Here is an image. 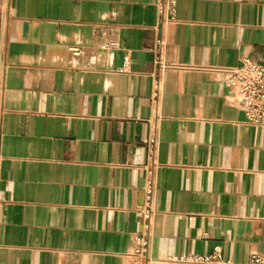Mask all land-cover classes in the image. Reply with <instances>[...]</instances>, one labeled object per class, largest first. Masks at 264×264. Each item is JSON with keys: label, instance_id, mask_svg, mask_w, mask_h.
Here are the masks:
<instances>
[{"label": "crops", "instance_id": "crops-1", "mask_svg": "<svg viewBox=\"0 0 264 264\" xmlns=\"http://www.w3.org/2000/svg\"><path fill=\"white\" fill-rule=\"evenodd\" d=\"M244 58L264 62V0H0V264H125L139 233L153 264L264 251Z\"/></svg>", "mask_w": 264, "mask_h": 264}, {"label": "built area", "instance_id": "built-area-1", "mask_svg": "<svg viewBox=\"0 0 264 264\" xmlns=\"http://www.w3.org/2000/svg\"><path fill=\"white\" fill-rule=\"evenodd\" d=\"M174 1L170 2L173 18ZM113 47V45H105ZM129 57L123 58L121 72H127ZM233 76L232 83L238 89V105L241 108L245 121L254 126H264V62L256 63L249 58H244L239 66L230 69ZM152 142V141H151ZM144 201L137 209L138 216L143 221L144 230L148 229L153 214V180L146 177L142 184ZM148 239L144 233L135 234L131 240V246L127 253L122 255L125 264H153L147 258ZM165 264H237L223 256L220 245H215L212 251L205 255L185 254L172 257ZM245 264H264V251L252 253Z\"/></svg>", "mask_w": 264, "mask_h": 264}]
</instances>
